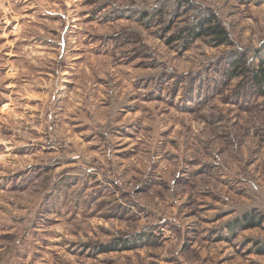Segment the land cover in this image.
I'll return each instance as SVG.
<instances>
[{
  "label": "rangeland",
  "instance_id": "1",
  "mask_svg": "<svg viewBox=\"0 0 264 264\" xmlns=\"http://www.w3.org/2000/svg\"><path fill=\"white\" fill-rule=\"evenodd\" d=\"M262 61L264 0H0V264H264Z\"/></svg>",
  "mask_w": 264,
  "mask_h": 264
},
{
  "label": "trees",
  "instance_id": "2",
  "mask_svg": "<svg viewBox=\"0 0 264 264\" xmlns=\"http://www.w3.org/2000/svg\"><path fill=\"white\" fill-rule=\"evenodd\" d=\"M207 36L214 41L217 45L228 44L229 35L225 28L215 19L214 15H210L206 18H203L200 22L197 23L195 29L189 31L186 38H199L202 36ZM242 59H239L238 64ZM247 69H243L244 76ZM237 73L234 72L233 76ZM250 80L253 85L261 91L264 88V61H262L258 68L250 73ZM255 214H244L240 219H235V222L229 225V231L232 232L234 228H256L262 224V217H256ZM104 249V248H102ZM258 252H263L264 248L258 249Z\"/></svg>",
  "mask_w": 264,
  "mask_h": 264
}]
</instances>
